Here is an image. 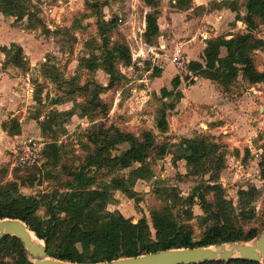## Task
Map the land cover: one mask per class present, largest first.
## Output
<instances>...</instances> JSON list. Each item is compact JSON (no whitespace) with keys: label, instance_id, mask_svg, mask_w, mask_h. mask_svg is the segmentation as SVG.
I'll return each mask as SVG.
<instances>
[{"label":"rangeland","instance_id":"obj_1","mask_svg":"<svg viewBox=\"0 0 264 264\" xmlns=\"http://www.w3.org/2000/svg\"><path fill=\"white\" fill-rule=\"evenodd\" d=\"M19 1L27 7L30 17L25 15L17 19L0 12L1 68L19 77V83L14 85L17 93L11 110L14 117H8L1 123V127L6 123L2 129L7 134L0 138V183L14 181L21 193L42 200L37 214L46 219V197L58 185L60 192L65 191L61 187L62 182L68 181L69 171L78 168L86 158V135L96 125L102 128L113 126L136 135L150 130L156 143L166 144L170 153L161 158L152 154L144 162L145 178H137L133 182V190L139 199L137 202L121 190L112 189V200L107 204V210H118L134 222L145 218L153 233L151 212L162 208L164 193L173 188L185 199L197 189L198 194L192 204L181 200L171 203L177 219L189 223L194 228L195 239H198L203 232L200 217L204 214L199 205V195L203 194L212 201L213 191H206L205 186L216 180L224 197L231 201L234 213L239 214V224L245 229L257 227L260 234L264 232V177L259 164L264 162V84L247 86L239 69L234 67L231 70L238 72L237 79L227 73L221 84L208 79L202 82L199 75L202 67L199 69L196 63H189L185 70L177 69L170 60L176 43L164 36L170 45L162 50L159 46L162 43L161 30L152 43L145 42V50L141 52L145 15L153 11L143 0ZM161 1L156 7L159 11L157 23L165 21V17L161 18ZM203 1L207 5L195 8L190 17L213 9L218 0ZM236 1L241 5L244 0ZM222 2L224 0L218 5ZM168 3L175 6L171 0ZM97 9L101 11L104 22L108 23L110 44L107 48L114 42H122L128 46L131 55V62L127 65L123 64L122 55L116 56L121 78L113 87L98 92L106 105L105 113L93 110L92 103H89L94 83L103 86L109 83V74L102 65L105 48L98 35ZM207 26L213 27L211 24ZM243 30L240 28L234 33ZM259 30L258 33L264 35V27ZM225 31L218 30L217 33ZM204 32L208 34L206 38L210 37L209 29ZM202 40V34L198 35V41ZM15 45L22 48L19 67L10 63V58L16 53ZM149 45L152 46L150 50ZM4 46L10 49L8 55L1 50ZM256 56L259 68L264 70V51L257 52ZM197 57L196 52L194 60ZM93 63L95 67L90 68ZM175 75L181 79L175 91L181 92L182 97L167 99L162 93L172 89L170 80ZM86 83L89 85L87 92L78 88ZM197 89H208L213 96L218 92V96L205 104L208 92L203 95L205 103H202L193 95ZM169 103H174L173 109H169ZM163 109H166L168 124L165 131L156 126ZM17 118L20 132L8 134L12 119ZM28 137L41 143V155L36 164L23 169L17 166L15 154L21 142ZM196 137L214 143L216 151L208 152L207 157L202 158V167L192 173L183 159L174 160L173 155L177 154L174 145L185 138ZM104 142L111 156L119 155L126 148V144H116L112 138L106 137ZM53 144L61 152V159L55 167L51 163L49 148ZM216 159H221L219 168H216ZM63 166L69 169L56 173ZM139 166L134 162L131 167L113 173L103 171L96 178L95 185L110 182L115 176L127 177L132 169ZM56 176L60 179L56 180ZM19 177L26 179L27 183L21 184ZM240 190L250 191V195L244 196L245 203L240 198ZM251 209L253 216L242 220L241 211L250 212ZM187 211L191 213L190 218H187ZM259 235L247 243H253Z\"/></svg>","mask_w":264,"mask_h":264},{"label":"trees","instance_id":"obj_2","mask_svg":"<svg viewBox=\"0 0 264 264\" xmlns=\"http://www.w3.org/2000/svg\"><path fill=\"white\" fill-rule=\"evenodd\" d=\"M158 1L160 0H143L145 5L153 8V11L145 15L143 37L146 43H152L159 36L157 23L159 11L156 8ZM190 2L191 0H175L174 5L184 9ZM222 5L234 12L235 19L241 21L245 28L230 38L219 35L207 40L203 54L204 66L200 69L199 75L221 84L227 73L237 79L238 72L231 70L234 67L239 69L241 79L247 86L264 84V70L259 68L256 56V51L264 48V40L258 36L259 28L264 27V0H244L242 6L236 0H224ZM0 12L15 16L17 19L25 15L31 16L27 7L19 0H0ZM96 14L98 35L102 40V47L105 48L102 65L109 74V83L107 86L94 83L93 97L89 103H92L93 110L105 113L106 105L99 98L98 92L113 87L121 78L115 61L116 56L122 55V62L127 65L131 62V55L128 46L122 42H114L110 48H107L110 44L107 33L108 23L104 22L101 11L97 9ZM15 47L16 53L10 58V63L19 67L22 48L18 45ZM1 50L6 55L10 52V49L5 46L1 47ZM83 60L89 61V59ZM94 67V63L90 65V68ZM180 82L179 75L172 77L170 80L172 89L163 92L162 96L167 99L177 96V99H180L181 92L175 91ZM88 86L86 83L78 88L87 92ZM174 106V103L168 105L169 109H173ZM5 126L6 123H3L2 127L5 128ZM156 126L161 131L167 129L166 109H163ZM95 127L86 135L85 147L86 152L88 151L86 158L78 168L69 171L70 179L62 182L61 187L65 191L60 192V185H58L46 197L44 207L48 218L44 219L37 214L42 200L21 193L14 181L0 183V220L11 218L23 221L38 239L44 241L49 256L70 262L92 263L139 256L165 249L204 247L231 241L248 242L260 234L257 227L245 229L242 224H239V214L234 213L231 201L224 197L223 189L216 180L213 184L205 186L206 191H213L212 201H208L203 194L199 195V205L204 214L200 217L203 232L198 239H195L194 228L189 223L178 220L172 209V203H176L177 200L192 204L198 194L197 189H194L193 193L185 199H182L173 188L165 192L162 208L151 212L153 233L145 218L133 223L118 210H107L106 206L112 200L110 193L112 189L121 190L128 198L137 202L139 199L137 192L133 190V182L137 178H145L144 162L152 154L157 156L156 158H161L170 153V150L166 144L156 143L155 135L150 130L136 135L131 131L120 130L113 126L102 128L101 125H96ZM7 132L11 135L20 132V125L16 119H12V128L7 129ZM106 137L112 138L116 144H126L125 150L117 156H111L105 146L104 138ZM174 146L177 148V154L173 155L174 160L183 159L190 166L192 173L198 172L197 168L202 167L204 164L202 158L205 159L208 152L216 151L214 143L199 137L185 138ZM49 148L52 156L51 163L55 167L59 164L61 152L55 144L50 145ZM46 158L49 157L46 156ZM220 160L216 159V168L221 166ZM134 162L139 163L140 166L132 169L127 177L115 176L110 182L95 185L99 173H104L103 171L106 170L108 173H113L129 168ZM259 164L262 166L261 174L264 177V162L260 161ZM68 169L63 166L56 173L59 174ZM214 178L217 177L214 176ZM19 179L21 184L27 183L26 179L22 177ZM55 179L60 178L56 176ZM249 192L239 191L244 203V196L250 195ZM156 193L159 194V191ZM253 214V209L250 212L241 211V219L247 220ZM190 217L191 213L187 211V218ZM0 264H32V262L17 237L5 236L0 240ZM198 264H264V261L252 262L235 258L229 261Z\"/></svg>","mask_w":264,"mask_h":264},{"label":"crops","instance_id":"obj_3","mask_svg":"<svg viewBox=\"0 0 264 264\" xmlns=\"http://www.w3.org/2000/svg\"><path fill=\"white\" fill-rule=\"evenodd\" d=\"M168 1L169 0H162L160 5V12L162 15L161 18L165 17V21H161V23H158L159 31H162V34L160 36L162 37L160 41L162 43H160L159 46L163 50L167 45H170V41L175 42L176 44L173 48L175 49L179 47L185 53V55L187 54V66L189 63H196L199 69L204 66L203 54L208 39L219 35H224L226 38H230L231 36H233V34H235L234 32L237 31V29L245 28V25L241 21L235 19L234 12H232L228 7L222 4L218 5L223 0L215 1L216 6L213 7V9L204 10V12L200 13L197 17H190L191 11H193L197 7L202 8V6H206L207 4L203 0H191L189 6L184 9L178 8L177 6H171L169 5ZM171 2L175 3V0H171ZM235 23L236 25H234ZM207 24H211V26L213 27H209L207 26ZM204 28L210 30V37L206 38L208 34L207 32H204ZM218 30L226 31L223 33H217ZM200 34H202V36L204 37V41L202 40V42L198 41V35ZM164 36H168V38H171V40L167 42L166 39L168 38H164ZM258 36L264 40V35H260V33H258ZM259 51H264V48L257 50L256 53ZM196 52L198 53V57L197 60H194V54ZM18 79V76H12L8 74V70H3L0 63V138L3 137L4 133H6L2 129L1 123L8 117H14V113H11V110L16 103V97L14 94L17 93H15L16 88L14 87V85L19 83ZM206 81L207 79L204 78L203 80L202 77V82ZM206 92H208V101L205 103L202 100V97ZM194 93L195 94L193 95L196 98H200V100H202V103L205 104L213 102L214 99H216L218 96V92H216L215 96H213L212 92L208 89H197ZM17 120L18 123H20L18 118Z\"/></svg>","mask_w":264,"mask_h":264},{"label":"water","instance_id":"obj_4","mask_svg":"<svg viewBox=\"0 0 264 264\" xmlns=\"http://www.w3.org/2000/svg\"><path fill=\"white\" fill-rule=\"evenodd\" d=\"M30 232L32 231L19 219L0 220V240L5 236L17 237L28 252L32 264H198L235 258L252 262L264 261V232L253 243L231 241L204 247L173 248L92 263L70 262L49 256L44 241L35 242Z\"/></svg>","mask_w":264,"mask_h":264},{"label":"built area","instance_id":"obj_5","mask_svg":"<svg viewBox=\"0 0 264 264\" xmlns=\"http://www.w3.org/2000/svg\"><path fill=\"white\" fill-rule=\"evenodd\" d=\"M146 43L141 45V52L145 50ZM150 50L151 47L148 46ZM171 63L179 70H185L188 60L185 53L179 48H175L172 56ZM41 155V143L33 137H28L21 142V145L16 150L15 162L18 167L31 166L37 163L38 158Z\"/></svg>","mask_w":264,"mask_h":264},{"label":"bare ground","instance_id":"obj_6","mask_svg":"<svg viewBox=\"0 0 264 264\" xmlns=\"http://www.w3.org/2000/svg\"><path fill=\"white\" fill-rule=\"evenodd\" d=\"M30 233H31L32 240H34L35 242H37L36 237L32 234V232H30Z\"/></svg>","mask_w":264,"mask_h":264}]
</instances>
